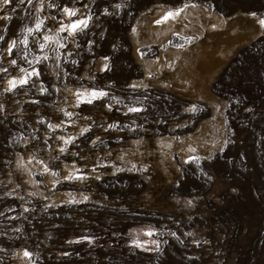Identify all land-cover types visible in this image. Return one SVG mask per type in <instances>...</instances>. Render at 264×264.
Listing matches in <instances>:
<instances>
[{"label":"rangeland","instance_id":"1","mask_svg":"<svg viewBox=\"0 0 264 264\" xmlns=\"http://www.w3.org/2000/svg\"><path fill=\"white\" fill-rule=\"evenodd\" d=\"M165 13L201 34L153 38ZM259 20L264 0H0V264H264Z\"/></svg>","mask_w":264,"mask_h":264},{"label":"bare ground","instance_id":"2","mask_svg":"<svg viewBox=\"0 0 264 264\" xmlns=\"http://www.w3.org/2000/svg\"><path fill=\"white\" fill-rule=\"evenodd\" d=\"M189 6H192V5H189ZM182 9V8H181ZM181 9H179L180 11H182ZM183 9H184V7H183ZM63 13H64V15H65V18H68L69 17V15H70V12L68 11V10H63L62 11ZM175 14L176 13H178V11L176 10L175 12H174ZM168 13H165L163 16H162V18H161V22L162 23H166V21L167 20H165L164 19V17L167 15ZM182 17V16H181ZM260 21V23H261V20H259ZM84 22V21H83ZM169 22H167L166 23V25L165 24H163L164 26H158V27H155V26H149V34H151V36L153 37V38H157V39H161L162 37H164V36H168V34H171V35H174V33H172V32H176L178 29L181 31V30H184V29H187V28H189L192 32H193V36H195V37H199V35L201 34V27H200V25L197 23V22H195V21H189V20H187V18H183V19H179V20H173L172 21V23H169ZM78 24V22L76 21V22H72V23H70L69 24V31H71L72 30V26L73 25H77ZM180 33V32H179ZM148 35V34H147ZM182 35H184L185 36V34H182ZM191 35V34H190ZM152 37H151V39H152ZM195 37H193V39L195 38ZM181 41H180V43H182V42H184L185 41V43L184 44H178L179 46H178V49L179 50H181V51H186L187 50V46L188 45H190L191 44V41H190V37H178ZM189 39V40H188ZM196 39V38H195ZM240 39H241V37H240ZM239 40V39H238ZM184 49V50H183ZM205 54H200V55H198L197 56V58L194 60V61H192V62H190L189 64L191 65V67L190 68H192V69H195V70H193V71H195V74H192V75H194V76H192V75H189L188 76V72H187V77H188V79H191L194 83H195V85L197 86V90L199 91V92H201L200 93V95L203 93L202 91H203V89H204V86H205V84L207 83V82H209L211 79H212V77H213V75H215V73H216V68L218 67V65H219V63H220V60H218L217 58H215V57H205L204 56ZM220 55V54H219ZM222 56L224 55L223 53L221 54ZM170 56H171V59L173 60V63H175V61H177L178 59H179V53L177 52V50L176 51H171L170 52ZM216 56V55H215ZM225 57V56H224ZM223 57V58H224ZM226 58V57H225ZM222 59V58H221ZM225 59H223V61H224ZM189 61V60H188ZM178 62V61H177ZM179 62L183 65L184 63H185V60L184 59H179ZM185 65V64H184ZM189 65V66H190ZM187 69V68H186ZM192 73V72H191ZM184 75H185V73H184ZM190 80V81H191ZM186 81L188 82L189 80H187L186 79ZM189 81V82H190ZM188 82V83H189ZM192 83V82H191ZM193 83V84H194ZM206 96V95H205ZM216 114H217V112H216V110L214 109L213 110V114H212V117L214 118L215 116H216ZM214 124H213V122L212 123H208L205 127H204V129H205V131L204 132H206V134H205V137H206V135H207V139H205V140H203V142L201 141V140H199V142H202L203 144H205L206 146L208 145H213V143H214V141H213V139L212 138H210L209 137V134H212L213 132H212V130L214 129V126H213ZM200 144V143H199ZM202 144V145H203ZM215 144V143H214ZM190 146H188V147H186L185 146V152L184 153H188L189 151H190ZM187 157H190L189 158V160H191V159H193V158H191V155H187Z\"/></svg>","mask_w":264,"mask_h":264},{"label":"snow or ice","instance_id":"3","mask_svg":"<svg viewBox=\"0 0 264 264\" xmlns=\"http://www.w3.org/2000/svg\"><path fill=\"white\" fill-rule=\"evenodd\" d=\"M3 2L4 3H7L8 2V0H3ZM74 14V13H73ZM179 13H176V15H178ZM173 16V14L172 13H168L165 17H164V19L166 20V19H168V18H170V17H172ZM160 21H158V23H159ZM82 23H84V22H82ZM261 24L262 25H264V21H261ZM85 26H86V24H85ZM73 27V29H75V27H76V25H73L72 26ZM26 255H27V253H26Z\"/></svg>","mask_w":264,"mask_h":264}]
</instances>
